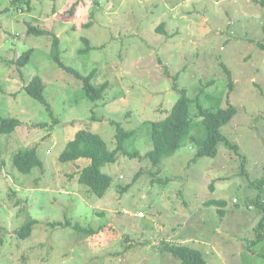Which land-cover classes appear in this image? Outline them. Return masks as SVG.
Masks as SVG:
<instances>
[{
  "label": "rangeland",
  "instance_id": "1",
  "mask_svg": "<svg viewBox=\"0 0 264 264\" xmlns=\"http://www.w3.org/2000/svg\"><path fill=\"white\" fill-rule=\"evenodd\" d=\"M29 25L49 34L28 33ZM263 26L264 0H0V119L20 121L0 134V264H182L159 251L163 243L198 249L206 264H264V229L250 244L263 213L249 186L264 173ZM53 35L65 65L82 75L95 69L91 82L107 83L100 99H88L54 61ZM175 74L189 97L203 88L204 106L235 107L220 131L237 150L219 141L215 156L194 159L196 145L185 140L158 168L143 156L151 122L179 96ZM33 76L44 81L50 110L24 90ZM195 115L192 102L193 132L203 136ZM117 126L134 131L123 149L138 156L119 151L103 165L111 183L97 197L77 179L88 160L58 157L79 129L114 149ZM28 148L43 168L21 173L12 158Z\"/></svg>",
  "mask_w": 264,
  "mask_h": 264
},
{
  "label": "trees",
  "instance_id": "2",
  "mask_svg": "<svg viewBox=\"0 0 264 264\" xmlns=\"http://www.w3.org/2000/svg\"><path fill=\"white\" fill-rule=\"evenodd\" d=\"M19 1V0H15ZM264 32V26H263ZM28 33L36 35L47 34V31L29 25ZM49 34V33H48ZM85 45V50H89V43L86 38L82 39ZM59 38L53 35L52 39V56L57 65L65 71L73 74L77 79L82 82V89L85 96L94 101L102 97L107 88V83L94 85L91 80L95 75V69H92L87 75L80 74L74 68L65 65L60 59L59 52ZM258 46L264 50V42H259ZM82 50V49H81ZM79 52H82V51ZM31 54V50L23 52L15 60L19 66H23ZM224 72L228 78L229 87L232 86L231 74L228 68L222 63ZM177 74L173 76L174 84L172 88L179 94L177 100L172 105L169 112L164 118L152 121L150 124V137L152 140V148L148 150L143 156L149 160L153 168H158L161 160L167 156L172 155L181 144L187 140L196 145L195 157L209 156L213 157L217 153V144L223 141L226 146L234 150L238 149L235 143L230 142L224 137L220 131V127L228 123L234 116L236 109L233 105L228 104L225 107L221 106H204L201 103L202 95L205 94L203 88H199L196 95L191 98L187 95L185 88H179L176 84ZM45 83L39 76H33L24 87V90L32 98L38 100L45 107L50 110L49 104L43 96ZM195 103L196 117L198 120V127L202 124L203 136H199L193 132L192 120L189 116L190 104ZM201 119V120H200ZM19 120L14 117H3L0 119V134L14 131V128L19 124ZM134 131L126 130L117 126L115 133V148L110 150L107 148L104 140L95 132L86 129H79L74 133V136L66 143L64 149L60 152L58 159L61 162L76 161L81 158L88 160V163L78 168V182L89 187L97 197H102L111 183L110 175L101 171V167L107 163H113L116 160V154L123 151L131 157H137V152H127L123 149V143L128 139ZM13 166L21 173H28L33 167L43 168L42 160L37 156L35 148H28L20 150L13 155ZM158 171V169H157ZM157 173L156 171L154 172ZM139 174V173H138ZM249 186L258 190L254 199L250 203L260 208L263 215L256 225L258 234L256 239H252L250 244L259 242L262 239L261 230L264 229V199L262 194L264 192V173L258 179L250 180ZM123 187L120 188L122 190ZM206 205L222 206L223 201L210 199L205 202ZM218 213L223 214L222 209L218 208ZM36 220H28L17 231L20 238H26L31 233L32 225ZM54 226L62 225L61 223H52ZM66 224H69L67 222ZM73 228L82 230L92 234L91 230L82 229L78 224H74ZM1 226H0V240H1ZM159 251L168 252L174 259L179 260L182 264H206V261L200 250L182 244H169L163 243Z\"/></svg>",
  "mask_w": 264,
  "mask_h": 264
},
{
  "label": "built area",
  "instance_id": "3",
  "mask_svg": "<svg viewBox=\"0 0 264 264\" xmlns=\"http://www.w3.org/2000/svg\"><path fill=\"white\" fill-rule=\"evenodd\" d=\"M138 215L142 216L143 214L142 213H138Z\"/></svg>",
  "mask_w": 264,
  "mask_h": 264
}]
</instances>
